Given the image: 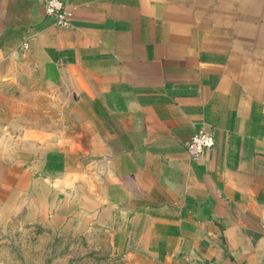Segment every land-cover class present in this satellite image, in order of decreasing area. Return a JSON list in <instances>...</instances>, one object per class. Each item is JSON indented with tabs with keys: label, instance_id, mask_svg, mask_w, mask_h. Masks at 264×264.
Returning <instances> with one entry per match:
<instances>
[{
	"label": "crops",
	"instance_id": "0c3cea01",
	"mask_svg": "<svg viewBox=\"0 0 264 264\" xmlns=\"http://www.w3.org/2000/svg\"><path fill=\"white\" fill-rule=\"evenodd\" d=\"M62 1L67 28L0 0V76L66 99L47 127L0 129V229L91 230L132 264H264V0Z\"/></svg>",
	"mask_w": 264,
	"mask_h": 264
},
{
	"label": "rangeland",
	"instance_id": "374dc122",
	"mask_svg": "<svg viewBox=\"0 0 264 264\" xmlns=\"http://www.w3.org/2000/svg\"><path fill=\"white\" fill-rule=\"evenodd\" d=\"M66 99L44 85L38 74L10 68L0 76V129L16 125H40L60 120ZM21 223L0 229V264H132L110 246L96 241L94 232L78 229L28 230Z\"/></svg>",
	"mask_w": 264,
	"mask_h": 264
},
{
	"label": "built area",
	"instance_id": "2783aa9c",
	"mask_svg": "<svg viewBox=\"0 0 264 264\" xmlns=\"http://www.w3.org/2000/svg\"><path fill=\"white\" fill-rule=\"evenodd\" d=\"M43 14L51 18L53 24L57 27L67 28L70 26V9H68L62 0H42ZM27 47L26 39L21 43L19 49L24 50ZM213 145V136L203 128L194 131L185 143L187 155L196 160L200 157L202 151Z\"/></svg>",
	"mask_w": 264,
	"mask_h": 264
}]
</instances>
